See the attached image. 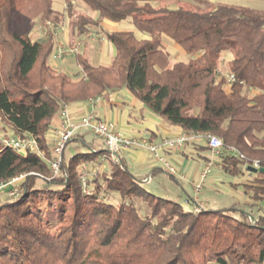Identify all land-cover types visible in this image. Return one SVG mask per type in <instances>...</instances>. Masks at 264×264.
Listing matches in <instances>:
<instances>
[{
	"label": "trees",
	"instance_id": "obj_1",
	"mask_svg": "<svg viewBox=\"0 0 264 264\" xmlns=\"http://www.w3.org/2000/svg\"><path fill=\"white\" fill-rule=\"evenodd\" d=\"M64 1L58 10L53 0H0V128L6 135L29 132L44 150L0 151V183L23 175L19 195L0 202V264H264V8L209 0L177 8L151 4L162 0ZM37 19L65 23L71 46L88 30L101 33L115 49L111 65L77 52L79 71L59 70L52 63L56 29L34 38ZM104 20H129L148 37L109 31ZM163 36L187 59L172 61ZM122 88L187 135L222 138L217 163L229 177L251 173L244 186L251 202L207 207L161 195L125 159L114 161L84 136L83 149L64 153L52 176L53 116ZM199 148L211 150L207 143Z\"/></svg>",
	"mask_w": 264,
	"mask_h": 264
},
{
	"label": "crops",
	"instance_id": "obj_2",
	"mask_svg": "<svg viewBox=\"0 0 264 264\" xmlns=\"http://www.w3.org/2000/svg\"><path fill=\"white\" fill-rule=\"evenodd\" d=\"M209 1L221 2L220 0ZM54 8L62 10L64 5H60V8H56L54 5ZM263 8L264 3L258 9ZM125 21L104 20L101 25L109 31L131 30L137 35L136 29L123 28L127 26L123 24ZM61 32L60 41L70 44L69 29L66 25ZM137 37L147 38L148 36L144 34L142 36L137 35ZM78 41H81V44H79L77 52L83 53L91 62L95 58L100 63L112 61L113 47L101 33L88 30L76 41V44ZM163 44L169 54L174 57H181L180 54L183 51L172 39L163 36ZM53 58L52 63L59 70L67 71L70 74L79 71L73 61L70 62L67 59L55 64ZM67 107L73 123H79L88 114L93 113L97 117L115 123L117 129L124 135L149 139L158 146V154L143 147L128 148L122 154V158L127 161L129 167L138 176L144 178L151 189L161 193V195L176 198L186 203L191 198L192 202L207 207L231 206V204L236 203L245 206L251 202L244 187L249 174L241 177H229L217 163L219 153L212 149L202 150L199 148L200 145L207 143L203 134L187 135L181 127L172 126L168 121L147 108L145 103L128 88L103 94L88 101L72 103ZM59 115L58 111L53 116L51 123L58 121ZM75 133V140L65 148L64 153L66 155L74 154L82 148L80 136H84L95 146L105 147V142L101 137L93 135L87 130L78 129ZM182 136H186L187 140L180 146L167 147L163 144L165 140H174ZM208 164L212 167L207 176L204 177L203 173ZM102 167L103 165L99 168L102 169ZM199 183H202V188L196 192L195 186Z\"/></svg>",
	"mask_w": 264,
	"mask_h": 264
},
{
	"label": "built area",
	"instance_id": "obj_3",
	"mask_svg": "<svg viewBox=\"0 0 264 264\" xmlns=\"http://www.w3.org/2000/svg\"><path fill=\"white\" fill-rule=\"evenodd\" d=\"M50 29L58 31L65 29V25L56 26L52 22H49ZM59 34V32L57 33ZM77 44H81V41H78ZM69 48V49H68ZM67 49L63 45L57 46V53L55 52V58H62L64 51L70 50L72 53L77 52V45L70 46ZM225 77L229 79V81H233L235 78L229 72H225ZM59 119L56 122H52L47 133L48 140L51 144V153L52 157L49 161L50 170L52 176H56L60 172V166L63 160L64 150L67 146L68 141L72 138L73 134L76 130H87L89 133L99 136L105 142V148L109 151L111 158L114 161H119L122 157L124 151L128 148H147L153 153L158 154V146L149 141V139L145 138H134L124 135L120 130L117 129L115 123L106 121L105 119L97 117L95 114L90 113L86 117H84L79 123H73L70 119V114L67 105L63 106L59 110ZM207 144L209 147L219 153L223 146L222 138L213 135V134H205L204 135ZM187 140L186 136H182L178 139L174 140H165L164 145L167 147H175L182 145ZM5 148H11L16 152L27 155L30 152H37L41 155H44V150L40 147L37 139L33 134L29 132H22L18 134H0V151ZM255 168H259L260 165L257 162L253 165ZM211 165L208 164L204 170L203 176L206 177L207 174L211 170ZM100 168L98 166H93L91 168L90 177L96 171H99ZM249 176L251 173L249 172ZM22 176H17L12 178L9 181L0 183V192L6 191L8 195L17 196L20 193V184L18 183ZM202 188V183H199L195 186L196 192H199ZM86 191L89 193L91 190L86 188Z\"/></svg>",
	"mask_w": 264,
	"mask_h": 264
},
{
	"label": "rangeland",
	"instance_id": "obj_4",
	"mask_svg": "<svg viewBox=\"0 0 264 264\" xmlns=\"http://www.w3.org/2000/svg\"><path fill=\"white\" fill-rule=\"evenodd\" d=\"M220 1L221 2L224 1V3H228V4L240 5V6H246V7H252V8H259V7H261V4L264 3V0H220ZM53 2H54V5H55L56 8H60V5H64L65 6V1L64 0H53ZM74 4H75V6L77 8L83 9L85 12H87L89 14H92V15L94 14V12L88 6L83 4L82 2L76 1ZM151 4L154 7H159L160 5H163V6H167V7L169 6V8H177L179 6H183V7L202 6L203 7L202 4H200L199 2H197L195 0H162V1H155V2L153 1ZM63 24L66 25L65 23H63ZM123 24L127 25V26H125L123 28L136 29V32H137L138 36H142V35L145 34V33L141 32V31H139L137 28H135L133 26V24L129 20H126ZM49 30H50V24L45 25L40 19H37L33 23V27H32L31 33H32V36L34 38H36V39L40 38L41 39V38H45L47 36V33H48ZM58 32H59V34H57ZM57 33H55V35L57 37V46L59 44L60 45L64 44V46L66 48L70 47L71 46L70 44L65 43L63 41H60V38L62 37L61 36L62 32H61V30L59 28H58ZM76 45H77V50H78L79 45L78 44H76ZM180 49H181V51H183L180 54L181 57H174L173 55L170 54V57H171L172 61H178V60L187 59L186 56H188V55L186 54V52L184 50H182V48H180ZM113 50H114L113 51V53H114L115 52L114 47H113ZM56 53H57V51H56ZM75 54L76 53H72L70 50H66V51H64V53L62 55V58H55V56H53L54 57L53 60L55 61V64H57V63L59 64V61L62 62L64 60L68 59V60H70V62L73 61V63L76 64L75 67H77V69H78L79 67H78V65L76 63L77 61H76V58H75ZM224 57L228 60L231 57V55L227 53V54L224 55ZM226 59L223 61L222 70L225 67ZM92 61L96 65H100L101 64V65H105V66H109L112 63V61H110V63H100V61H98L96 58L92 59ZM162 119H164V118H162ZM164 120H166V119H164ZM0 132H1V134H4V131L1 130V128H0ZM81 149H83V148H81ZM20 182H21V180L18 183L20 184ZM19 186H20V191H21V185H19ZM11 197H16V196L8 195V193L6 191L0 192V202L6 200L8 198H11ZM119 200H120V198H119Z\"/></svg>",
	"mask_w": 264,
	"mask_h": 264
},
{
	"label": "water",
	"instance_id": "obj_5",
	"mask_svg": "<svg viewBox=\"0 0 264 264\" xmlns=\"http://www.w3.org/2000/svg\"><path fill=\"white\" fill-rule=\"evenodd\" d=\"M254 170H256V168H253ZM261 170H263V168H261Z\"/></svg>",
	"mask_w": 264,
	"mask_h": 264
}]
</instances>
